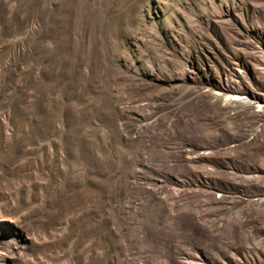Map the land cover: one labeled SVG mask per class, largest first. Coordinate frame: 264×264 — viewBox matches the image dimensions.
Here are the masks:
<instances>
[{
    "label": "rangeland",
    "instance_id": "obj_1",
    "mask_svg": "<svg viewBox=\"0 0 264 264\" xmlns=\"http://www.w3.org/2000/svg\"><path fill=\"white\" fill-rule=\"evenodd\" d=\"M0 264H264V0H0Z\"/></svg>",
    "mask_w": 264,
    "mask_h": 264
}]
</instances>
